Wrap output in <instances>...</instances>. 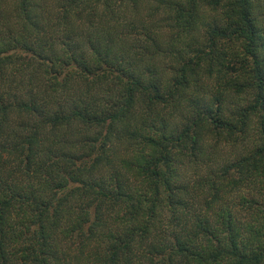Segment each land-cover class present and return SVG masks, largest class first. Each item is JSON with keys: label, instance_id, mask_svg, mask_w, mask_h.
<instances>
[{"label": "trees", "instance_id": "obj_1", "mask_svg": "<svg viewBox=\"0 0 264 264\" xmlns=\"http://www.w3.org/2000/svg\"><path fill=\"white\" fill-rule=\"evenodd\" d=\"M0 264H264V0H0Z\"/></svg>", "mask_w": 264, "mask_h": 264}]
</instances>
